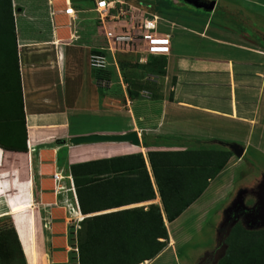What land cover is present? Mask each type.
Listing matches in <instances>:
<instances>
[{
  "label": "crops",
  "instance_id": "obj_1",
  "mask_svg": "<svg viewBox=\"0 0 264 264\" xmlns=\"http://www.w3.org/2000/svg\"><path fill=\"white\" fill-rule=\"evenodd\" d=\"M84 1V7H89V1ZM78 2L12 0L14 25L8 26L0 50V210L10 212L23 264H79L77 239L71 236L77 238L85 215L71 175L72 163L145 151L150 145L145 137L156 133L176 136L174 149L192 147L182 144L186 137L215 145L208 149L230 150L227 145L232 142L242 145L243 156L233 153L216 176L220 177L233 171L246 155L249 140L264 135V46L258 45V37L264 41V26L254 25L257 0H173L181 10L167 12L155 3L134 2L143 18L154 20L158 33L169 34L171 51L166 55L142 52L162 60L152 66L157 83L148 90L157 97L152 96L147 108L141 107L143 111L139 107L135 111V100L127 97L128 109L116 113L100 105L88 63L92 51L79 41L77 20L90 9L81 10L75 5ZM211 2L213 7L205 6ZM68 3L76 10V18L64 12ZM187 3L207 13L187 11ZM94 8L95 0L91 10L96 12ZM124 47L121 51L130 52ZM106 53L117 63L116 55ZM141 94L137 100L144 102ZM150 106H157L153 129L145 125ZM107 123L115 127L108 128ZM133 130L140 145L69 141L79 135ZM216 135L228 139L213 140ZM146 154L156 198L112 210L148 206L157 199L161 203ZM55 173L61 178L55 180ZM15 206L20 207L16 213ZM11 244L15 246L16 239Z\"/></svg>",
  "mask_w": 264,
  "mask_h": 264
},
{
  "label": "trees",
  "instance_id": "obj_2",
  "mask_svg": "<svg viewBox=\"0 0 264 264\" xmlns=\"http://www.w3.org/2000/svg\"><path fill=\"white\" fill-rule=\"evenodd\" d=\"M13 25L12 0H0L1 51L8 26ZM232 155L231 150L216 148L150 149L146 157L162 207L153 202L106 212L101 211L156 198L143 153L72 163L70 171L85 215L77 230L79 264H142L153 258L169 237L165 219L174 221L195 202ZM18 207L13 208L15 213ZM8 212L0 210V215L11 222L10 238L16 239V245L7 236L0 238V264H23L24 253ZM19 225L24 234L21 218ZM226 243L225 256L217 264H264V227L252 230L237 223Z\"/></svg>",
  "mask_w": 264,
  "mask_h": 264
},
{
  "label": "rangeland",
  "instance_id": "obj_3",
  "mask_svg": "<svg viewBox=\"0 0 264 264\" xmlns=\"http://www.w3.org/2000/svg\"><path fill=\"white\" fill-rule=\"evenodd\" d=\"M22 3H29L35 0H19ZM90 4L89 7H84V0L75 5L78 8H83L81 10L90 9L87 13L82 12L78 22H80V43L84 46L90 47L91 51H97L98 49L106 51L109 54L116 55L117 63L110 58V63L104 69H93L91 71V76L93 81L98 87L99 102L101 107H107L111 109L114 113L116 111L127 110V97L130 100H135L133 108L136 109L139 107L140 111H143L141 107L147 108L146 105L152 99L153 94L148 90H153L154 87L152 84H156L154 78H152L153 65L155 63L162 61L160 58H153L143 54L142 48L137 46L135 50L131 49L128 51L123 50L121 45H117L113 50L109 49L110 42L109 38L106 35V30H115L118 31L120 28L123 31H130L133 36H135L140 28L141 21L143 19V13L141 10L136 9L134 2L138 1L141 4H153L155 3L161 12H167L170 10L178 11L181 10L180 6L177 7V4L173 0H126L128 3H132L134 6L130 7L124 4L116 5L117 9H124L125 14H121L119 19L108 20L106 26H102L99 22L98 13L91 10L93 8V0H88ZM143 5V6H144ZM185 8V7H183ZM187 11H193L201 14L207 13L206 10L197 8L194 4H186ZM256 20L255 27L261 29L264 26V0H257L256 3ZM85 13V14H84ZM165 15V14H163ZM218 16V15H217ZM111 19V18H110ZM163 29L166 26H163ZM258 45L264 46V41L261 37H258ZM121 46V48H120ZM127 49V47H124ZM134 51V52H133ZM88 63H89V54H88ZM116 64L119 65V71L116 69ZM161 64V63H160ZM90 65V64H89ZM91 67V66H90ZM147 90L140 93L141 90ZM142 95L144 102H139L137 99L140 98L139 95ZM157 97V96H153ZM105 105V106H104ZM149 105V104H148ZM156 108L157 106H150L148 109V122L145 124L147 128H156ZM120 115V112L119 114ZM119 117V116H118ZM89 119V122H94ZM73 127H77L78 123L74 119ZM88 122V121H85ZM112 123V121H107ZM113 122L112 124H115ZM80 122L79 127H83ZM110 126L107 123V127L114 128L115 126ZM87 126V125H85ZM199 133V130L195 133ZM217 138L213 140L226 141L228 137L222 135H216ZM176 136H168V134H155L147 135L145 140L150 142L149 147L142 151L146 152L150 149H174L175 142L177 139ZM179 139H182L181 136ZM222 138V139H220ZM260 138V139H259ZM258 139L249 140L246 145L248 151L246 155L237 161L234 170L227 172L224 176L215 177L210 181V184L203 192V194L193 202L178 218L173 222H166L169 237L167 239L166 245L155 254L150 260L144 261L142 264H199L202 262L206 252L214 251L217 247V234L218 229H220V223L222 219V213L225 209L229 207L235 198L238 191L250 195L248 191L254 189L255 186L262 180L264 174V135ZM184 140V139H183ZM189 146L192 147H202V148H211L215 145L207 144L206 142L201 141H187ZM242 142V141H240ZM161 144H163L161 146ZM218 145V144H217ZM262 189V186H261ZM255 198V197H254ZM157 203L161 206L159 199ZM245 203H251L252 199L250 196L244 198ZM148 203L140 204L141 206H147ZM143 206V207H145ZM112 210V209H108ZM101 212H106L101 211ZM166 221V220H165ZM248 227V226H247ZM264 227V224L261 226L255 227L254 229H260ZM254 230L253 228H251ZM13 234L11 228V222L7 219L0 218V238L7 236L10 237ZM220 237V236H219ZM71 239L76 240V235L73 234ZM11 245V244H10ZM225 256V253L218 254L216 259H213L210 262L205 261L202 264H217L220 259Z\"/></svg>",
  "mask_w": 264,
  "mask_h": 264
},
{
  "label": "built area",
  "instance_id": "obj_4",
  "mask_svg": "<svg viewBox=\"0 0 264 264\" xmlns=\"http://www.w3.org/2000/svg\"><path fill=\"white\" fill-rule=\"evenodd\" d=\"M124 4L118 0H95V10L98 13L99 22L102 26H106L108 20L119 19L121 14H125L122 7L117 9L116 5ZM64 12L71 18H76V10L71 4H67ZM111 18V19H110ZM138 33L133 36L130 31L106 30L109 38V49L113 50L117 45L125 46L128 49L135 50L137 46H143L144 52L152 55H166L171 51V38L169 34L158 33L154 20L143 18ZM110 63L108 54L105 51H94L89 56V64L93 69H104ZM55 180L60 179L58 173L54 174Z\"/></svg>",
  "mask_w": 264,
  "mask_h": 264
},
{
  "label": "flooded vegetation",
  "instance_id": "obj_5",
  "mask_svg": "<svg viewBox=\"0 0 264 264\" xmlns=\"http://www.w3.org/2000/svg\"><path fill=\"white\" fill-rule=\"evenodd\" d=\"M261 186H264V174L262 180L255 186V188L248 190L251 191L249 192L250 195H248L247 192L246 193H240V191L237 192L232 203L222 213L220 229H218V234H217L218 237H217L216 249L211 252L209 251L206 252L205 256H203L204 258L202 259V262H200L199 264H202L204 261L205 263L210 262L213 259H216L218 254L225 253L228 247L226 243V239L235 224L242 223L246 227L248 226L247 228H255L264 224V215L255 216V214H257L256 209H257L258 199L262 191ZM248 196L251 197L252 202L246 204L244 198H247Z\"/></svg>",
  "mask_w": 264,
  "mask_h": 264
},
{
  "label": "water",
  "instance_id": "obj_6",
  "mask_svg": "<svg viewBox=\"0 0 264 264\" xmlns=\"http://www.w3.org/2000/svg\"><path fill=\"white\" fill-rule=\"evenodd\" d=\"M214 2H211L207 7H213ZM72 144H87V143H97V142H131L136 145H140V139L137 131H130L127 133L120 134H100L92 133L88 135H79L72 137L69 140ZM228 148L237 156L242 157L244 154V147L236 142L228 143ZM242 193V192H240ZM255 216L264 215V186H262V191L258 199L257 209Z\"/></svg>",
  "mask_w": 264,
  "mask_h": 264
},
{
  "label": "bare ground",
  "instance_id": "obj_7",
  "mask_svg": "<svg viewBox=\"0 0 264 264\" xmlns=\"http://www.w3.org/2000/svg\"><path fill=\"white\" fill-rule=\"evenodd\" d=\"M72 5V4H71ZM74 8V7H73ZM154 19V18H153Z\"/></svg>",
  "mask_w": 264,
  "mask_h": 264
}]
</instances>
